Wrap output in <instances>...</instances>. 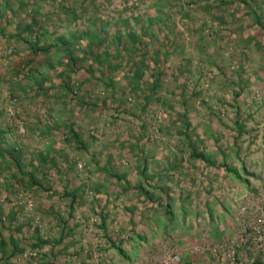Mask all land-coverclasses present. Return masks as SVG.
<instances>
[{
  "label": "rangeland",
  "instance_id": "374dc122",
  "mask_svg": "<svg viewBox=\"0 0 264 264\" xmlns=\"http://www.w3.org/2000/svg\"><path fill=\"white\" fill-rule=\"evenodd\" d=\"M183 1L187 0L128 3L125 15L134 31L135 17L144 23V17H164L163 23L154 21L157 35L146 43L145 53L153 57L157 51L166 69L143 103L139 92L134 97L126 89V65L110 71L112 92L104 85L107 80L95 81L96 66L93 75L86 70L90 59L76 58L78 68L73 70L63 52L33 57L25 42L37 37L45 48L57 37L71 39L80 55L88 38H81L79 49L73 38L84 34L96 17L76 27L78 10L61 15L52 0H0L1 147L18 149L23 166L36 168V179L53 188L32 186L7 154L0 155V236L5 252L0 264H47L55 259L62 264H100L93 257L96 244L108 256V264H136L148 259L161 242L178 245L180 252L177 241L150 247L133 236L131 231L145 230L140 209L156 206L155 200L145 202L139 190L129 188L142 181L167 182L169 197L177 195V207L186 211L181 225L191 231H211L222 223L235 230L238 197L264 184V30L252 22L249 12L263 10L264 20V0H219L220 8L218 1ZM120 2L102 0L98 16L117 17ZM172 26L179 34L170 32ZM106 30L104 45L113 54L115 42ZM144 77L146 91L151 77ZM237 123L242 125L238 138ZM70 125L83 146L62 136ZM71 192L76 200L70 212ZM107 204L111 206L103 213ZM69 231L72 237L61 242V235ZM101 231H108L112 248L107 234L97 235ZM201 239L194 245L218 242L205 232ZM41 240L45 247L37 243ZM66 243L69 246L63 248ZM1 248L2 244L0 255Z\"/></svg>",
  "mask_w": 264,
  "mask_h": 264
},
{
  "label": "trees",
  "instance_id": "16d2710c",
  "mask_svg": "<svg viewBox=\"0 0 264 264\" xmlns=\"http://www.w3.org/2000/svg\"><path fill=\"white\" fill-rule=\"evenodd\" d=\"M102 0H63L64 3H62L60 6H56V0H52L54 10L55 11H62V14H68V12L72 11L73 9L78 10V14L74 13L78 20V24L76 23V27H79V21H81L83 24H86L87 18H90L91 15L96 17L97 19L90 22V26L88 29L85 30L84 34L83 32L79 35L74 36V40H76V44H78V47L80 48V40L83 38V36H86L88 40L86 41V44L84 47L80 48L78 52L80 55L76 54L75 48L72 47L70 44L71 39H64L62 37H57L55 40V43L52 45H47L45 48H41L39 46V38H34L33 42L25 41L28 45L30 52L32 53L33 57L37 54H43V53H49L52 50H55L56 52H63L67 58H68V65L71 69L75 70L78 68V63L76 58H81V60L84 62H87L88 59L89 63L87 64L86 70L91 73V75L94 74V70H92L93 66H96L99 70V75L94 76L95 81H100L101 79L107 80L104 84L106 87H109L112 92L114 91V83L110 78V71L112 70H119L122 67V64L126 65L128 68V74L124 76L126 80V89L136 97L139 94H141V99L143 103L148 102L149 97L151 94L156 90L158 87V83L160 81V76L163 75L164 70L166 69L164 67V59L161 57H158V52L155 51L153 57H148L145 53L147 51L146 43L153 41L155 38L156 31L152 30V26H154V21L159 20L163 23V15L162 13L157 15V17H154L153 19L149 17H144V21L140 17H135L134 20L137 25V31H134L128 26V16L125 15V13L129 12L128 10V3L130 0H119L121 9L118 13L119 15L112 16L111 14H108L104 17V19L101 18V14L99 12L100 4ZM105 1V0H104ZM197 3L201 0H195ZM210 3V1H218V8L223 5L222 1L219 0H206ZM238 1V0H237ZM240 3V1H239ZM244 4V1L242 2ZM99 4V5H98ZM188 4L189 1H183V5ZM256 4V3H255ZM66 5V6H65ZM184 7V6H183ZM261 10V9H260ZM259 9H252L249 10L251 13L253 23L258 25L260 30H264V20L262 18V11ZM74 11V10H73ZM72 11V12H73ZM95 12H98L97 14ZM112 16V17H111ZM125 17V18H123ZM122 18V21H119ZM91 19V18H90ZM119 21V22H118ZM105 22V25H103ZM28 26H26L27 28ZM109 27V28H108ZM30 29V27H28ZM109 29L111 38L115 42V48H112L111 51L113 54L109 51V48H106L104 43L106 42L107 38V30ZM165 30V28H164ZM1 32V30H0ZM170 32L174 35L175 33H178V29L175 28V26H172V29H170ZM158 36L161 37L163 40L166 36L164 33L157 32ZM179 34V33H178ZM179 36V35H178ZM154 37V38H153ZM146 46V47H145ZM77 50V49H76ZM156 50V49H155ZM124 62V63H123ZM31 63V62H29ZM32 68V67H31ZM82 68V67H81ZM77 70V69H76ZM149 73L150 83L147 84V90L144 91L142 88L146 84L147 81L145 79V74ZM1 79V77H0ZM63 85L70 89L69 84L63 80ZM72 92V91H70ZM139 98V97H138ZM151 107H155V104L150 105ZM183 117L186 118L185 113L182 114ZM238 117V116H237ZM184 122H186V119H183ZM188 126L187 124L185 125ZM242 133V125L237 123V134L236 137L238 138ZM62 136L67 141H72L75 145L83 146V143L81 142L79 132L74 129L72 125H70L67 128V132L63 133ZM20 151L16 148L10 147V149H3L1 147V138H0V155L7 154L9 162L13 163L16 167V170L19 174H26L27 178L29 179L32 186L44 188L45 190H52V187L44 186L43 183L40 180L36 179V171L37 169L33 171H29V166L24 167L23 162L20 160L19 157ZM192 154L194 156L199 158H204L202 154L195 153L194 150H192ZM23 179V178H22ZM68 195V194H66ZM71 196V202L69 203V211L71 212L73 210V204L76 200L75 192L70 193ZM0 206V214L1 209ZM2 224V223H1ZM103 224V221H102ZM3 225V224H2ZM66 226V222H62L61 231H64V228ZM9 241L12 242V237H9ZM0 244H2L1 248V255H0V261L4 258V241L1 240L0 236ZM14 250L11 251L10 255L11 257L16 252V247L13 248Z\"/></svg>",
  "mask_w": 264,
  "mask_h": 264
},
{
  "label": "built area",
  "instance_id": "2783aa9c",
  "mask_svg": "<svg viewBox=\"0 0 264 264\" xmlns=\"http://www.w3.org/2000/svg\"><path fill=\"white\" fill-rule=\"evenodd\" d=\"M238 200L236 225L232 235L223 241L194 245L188 250L190 255L204 259L206 257V264H243L242 255L259 256L264 259V184L254 193H243ZM122 236L126 240L129 235ZM99 250V245L96 244L93 254L95 261L108 264V259ZM31 255L36 254L33 252ZM136 264H184V262L177 246L161 242L151 251L148 259L139 260Z\"/></svg>",
  "mask_w": 264,
  "mask_h": 264
},
{
  "label": "crops",
  "instance_id": "0c3cea01",
  "mask_svg": "<svg viewBox=\"0 0 264 264\" xmlns=\"http://www.w3.org/2000/svg\"><path fill=\"white\" fill-rule=\"evenodd\" d=\"M142 171L143 172L146 171L145 165L142 167ZM163 181H160V182L155 181L154 183L152 181L151 182L142 181L141 184L138 186L129 187L131 189H135V191L139 190L140 193H142L145 202H152L153 200H155L153 204L156 205L155 208L144 207L140 209V211L143 210L142 213H139V216L143 220L142 224H144L145 230L144 231H131L133 233V236L136 237L138 241H144V243L146 244L144 246H150V247L156 245L158 242H161V241H169L172 244H174L177 241L179 242L178 244H179L180 252L183 254L182 260L184 264H206V259L198 258L193 255H190L187 252V247L202 241L201 234H203L204 232H206L208 236L211 235L215 237L217 241H222V240H226L225 237L229 238L232 235L233 231H229L226 228L227 226H225V223H222V225L216 224L215 227L212 226L213 229H211V231H191L190 229H188V227H186V225L185 227L182 226L181 221L186 220L187 218L184 213L186 211H180L179 206L177 207V205H180L179 202L175 203V197L177 195L175 197H169L171 193L167 192L166 188L168 185L167 186L164 185V184H167V182L164 181L163 183ZM175 186L180 187L181 185L179 186V183H178V184H175ZM176 200H177V197H176ZM109 206H111V204H107V206L102 209V212L103 213L106 212V208L108 210ZM103 213L100 215L102 217V219L100 220L103 221V224L102 222L100 223L101 227L104 226V222L106 220ZM179 225H181V227H179ZM180 228H182L183 230L177 231ZM149 229L152 231H149ZM154 229H158V231H153ZM102 232L104 234L108 233V231H101V234L98 233L97 235H103ZM78 233L81 237V231H79ZM70 234H71L70 231L65 234H62L60 237L61 242L63 240H67L68 238H71L72 236ZM76 235L79 237L78 234ZM107 236H108L106 239L107 246H109V248H112L111 242L109 239V234H107ZM174 236H176V238ZM138 241H136V243L139 244ZM37 243L40 246H44V247L47 244L45 243V241H42V240L41 242L37 241ZM62 246L63 248H66L69 246V243L67 245L64 244ZM140 246L136 244V247L140 248ZM78 247L79 245L77 244V248ZM12 250L14 249L12 248ZM105 257L107 259L108 256H105ZM47 264H62V262L57 261L55 259V260L48 261ZM79 264H89V262L82 261Z\"/></svg>",
  "mask_w": 264,
  "mask_h": 264
},
{
  "label": "water",
  "instance_id": "95a60500",
  "mask_svg": "<svg viewBox=\"0 0 264 264\" xmlns=\"http://www.w3.org/2000/svg\"><path fill=\"white\" fill-rule=\"evenodd\" d=\"M241 261L243 264H264V259L259 256L242 255Z\"/></svg>",
  "mask_w": 264,
  "mask_h": 264
}]
</instances>
